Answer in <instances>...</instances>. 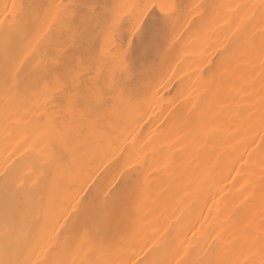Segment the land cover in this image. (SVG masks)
Listing matches in <instances>:
<instances>
[{
    "label": "bare ground",
    "instance_id": "6f19581e",
    "mask_svg": "<svg viewBox=\"0 0 264 264\" xmlns=\"http://www.w3.org/2000/svg\"><path fill=\"white\" fill-rule=\"evenodd\" d=\"M50 1L42 15L41 0H0V264H264V0L203 23L228 41L207 72L192 67L210 37L171 30L163 64L190 66L173 108L160 80L133 91L122 44L142 22L118 19L119 43L102 37L73 71L95 46L78 31L85 1ZM167 11L148 37L178 22Z\"/></svg>",
    "mask_w": 264,
    "mask_h": 264
},
{
    "label": "rangeland",
    "instance_id": "374dc122",
    "mask_svg": "<svg viewBox=\"0 0 264 264\" xmlns=\"http://www.w3.org/2000/svg\"><path fill=\"white\" fill-rule=\"evenodd\" d=\"M47 3H46V2ZM49 1L50 0H41V2L45 5V4H48L47 6L45 5V7L43 6L42 8L43 9H41V10H43L42 11V15H43V12H44V8L46 9H48V7H51V6H49L50 5V3H49ZM57 1L58 0H51L50 2H52L51 4H53V3H55L53 6H55V5H60L61 4V0H59L58 1V3H57ZM63 1V0H62ZM76 1H78V0H64V2L61 4V5H63V4H67L66 6L68 7L69 5H71V4H75V2ZM85 1V5L83 6H81L80 8V11H79V19L80 18H82V20L83 21H85V25H86V28H85V26H84V29H82V25L81 24H78V26H79V32L81 31H88V33H87V38L89 39H92V37H93V39L92 40H94V48H93V43L91 42V40H90V42L92 43H90V42H88L89 40L87 39V44H89L90 43V45H87V50H88V48L89 49H91L92 48V50H88V51H86V50H84V51H79L80 53L78 54V56L81 54L82 56H83V58L82 57H77V53H76V55H75V52H77L76 50H74L73 51V55H74V59L75 58H78V59H76V60H73V65H72V67H73V71H74V67H76V69H79L80 67L82 68V66H84L86 63V65L87 66H89L90 65V62H92L93 60H96L97 58H98V56H99V54H100V52H101V47H102V45H103V39H102V37H108V36H112V38L114 39L115 37H117V36H120V35H122V34H120L119 33V31H116V23L119 21L118 19H124V20H128V22H130V24H135L136 22H138V19H140L141 18V16H142V14H143V12H141L142 10L144 11V10H149V13H148V17H144V18H146L144 21L142 20V23H140V24H142V26H138V28L136 29V31H138V37H137V32H136V34H134L136 37H134V35H133V37L131 38V41L129 42V38H125V40H124V42H123V44H122V46H124L126 49L125 50H127L128 51V53H127V61L130 63V64H132L133 66H136V68H137V70H140V76H136L137 78H139V80H137V78L135 79L134 78V76H133V82L131 83L132 84V87H133V91H134V93H136L137 95H141V94H143V92L145 91V88L146 87H148L149 85L150 86H152V85H155V83H157V85L161 82V86H164V85H167L168 86V88H166L165 90H164V93H165V97L167 98V99H169L170 100V102H171V107L173 106L172 105V100H177L178 99V92L177 91H179V89L176 91V87L178 86V80H180V79H176V78H180V77H177L176 76V74L177 73H175V71L177 70V68H178V72L180 71L179 69L181 68V67H183V66H188L189 65V62H188V64L186 63H184L185 65H174L173 63H170L171 65V67L169 66V62H167L168 63V67L165 65V64H163L164 63V61H163V59H165L164 57H166V56H164L163 57V52L165 53L166 51H167V53H168V50L167 49H169V45H167V43H169V42H167V41H165L166 39H170L169 37H171V35H173L174 34V32H172V31H175V33L176 34H174V36H176V40L177 39H179V36L180 35H182V37L180 38L181 39V41L182 40H187L186 38L188 37H195L196 35H201V36H203V37H210L207 41L210 43V40H212L211 41V44H209V45H207L206 43V47L204 46V50H203V47L201 48V49H199V50H202V51H200L199 52V50H198V52L201 54V56H203V54H204V56L202 57V58H198V60L199 61H197V57H196V61L194 62V66L192 67V68H195L194 70H196V68H199V69H202V70H204L205 72H207L209 69L211 70V68H212V66H214L213 65V63H215V65H216V62H219V59H221V55H223V53H224V49L227 47L226 45L228 44V41L226 40V38H224L223 36H222V34L224 35V32L223 33H220V32H218L219 30H225V29H223V28H221V26L220 25H211V26H208V28H206V30H204L205 29V25H206V21H208V20H212V21H216V18H215V16L218 14H221V13H223L224 12V10L226 9L227 11H229V10H233V7H234V2L233 1H231V2H229V3H223L222 2V4H221V6L219 5L218 6V3L220 2H218V3H216L217 4V7L219 8V9H221V10H217V11H215L216 9H212V8H210L211 7V5L213 6V4H212V0H210V2H208V3H206V2H204V1H209V0H84ZM198 1V2H197ZM202 1V2H201ZM66 2V3H65ZM136 2H138V3H136ZM140 2V3H139ZM134 3V4H133ZM174 3L176 4L175 6H174ZM183 3H184V5H185V7H184V5H183ZM198 3H200V4H198ZM232 3V4H231ZM202 4V6H200ZM203 4L205 5V6H203ZM211 4V5H210ZM228 4V5H227ZM153 5H155V7H153ZM160 5H166V6H172L170 9H171V11H167V10H169V9H167L166 8V11H167V16H168V18L170 17H172V19H177V18H174L176 15H174V14H176L173 10L175 9L174 7H177L178 6V8L179 7H182L181 9L179 8L178 9V14H180V15H185L186 13L188 14H186L184 17L182 16V17H180V15L178 16V19H177V23L176 24H181V22H183L181 25V27H180V25H179V27L180 28H178V25H172V27H169V24L168 23H170V22H167V28H166V30L164 31L163 29L161 30V29H156V30H154V33L153 32H151V37H148L147 35H146V33H147V31H148V25L150 24V22L152 21V18H155L156 17V14H158L159 12H158V9H159V6ZM189 5V6H188ZM210 6V7H209ZM202 7V8H201ZM134 8H135V10H134ZM187 8V9H186ZM196 8V9H195ZM204 8V9H203ZM210 8V9H209ZM173 9V10H172ZM202 9V10H201ZM212 9V11H209V10H211ZM182 11L183 10V12H180V11ZM222 10H223V12H222ZM126 11H127V14L129 15L130 14V16H128L127 14H126ZM130 11V12H129ZM176 11H177V8H176ZM189 11V12H188ZM192 11V12H191ZM205 11V12H204ZM215 11V12H214ZM190 12H191V14H190ZM198 12H199V14H198ZM207 13V14H206ZM215 13V15L213 16V14ZM229 13H232V12H229ZM126 14V15H125ZM160 14V13H159ZM158 14V15H159ZM202 14V15H201ZM125 15V16H124ZM137 15V16H136ZM153 15H155V16H153ZM195 15V16H194ZM197 15H199V17L201 18L200 19V21L199 20H197L196 21V17H198ZM217 15V16H218ZM133 18H132V17ZM159 16H161V15H159ZM189 16V17H188ZM226 16V15H225ZM119 17V18H118ZM139 17V18H138ZM132 19V20H130V19ZM167 18V19H168ZM169 18V19H170ZM181 18V19H180ZM185 18V19H184ZM203 18V19H202ZM205 18V19H204ZM210 18V19H209ZM78 19V20H79ZM224 19H221V21H223ZM170 21V20H169ZM173 21V20H172ZM190 21V22H189ZM128 22H126V24H129ZM173 22V23H174ZM187 22V23H186ZM193 22V23H192ZM217 22H219V21H217ZM125 23V22H124ZM172 23V22H171ZM171 23H170V25H171ZM190 23V24H189ZM203 23H205V25H204V29H202L203 28ZM211 23V22H210ZM209 23V24H210ZM222 23V22H221ZM218 24V23H217ZM197 25V26H196ZM113 26V27H112ZM129 26H127V28H128ZM130 27H131V25H130ZM129 27V28H130ZM174 27H176V30H175V28ZM186 27H187V29H186ZM193 27L195 28V29H197V30H195V29H193ZM200 27H202V28H200ZM119 28V27H118ZM123 28V27H122ZM156 28V27H155ZM154 28V29H155ZM171 28V29H170ZM211 28V31H209V29ZM115 29V30H114ZM179 29V30H178ZM200 29V30H199ZM118 30V29H117ZM123 30H125L124 32H126V26H124V28H123ZM131 30V29H130ZM172 30V31H171ZM209 31V32H205L204 34H203V31ZM83 31V32H84ZM86 31V32H87ZM104 31V32H103ZM116 31V32H115ZM127 31H129L128 29H127ZM153 31V30H152ZM161 31V32H160ZM180 31V32H179ZM201 31V32H200ZM123 32V31H122ZM121 32V33H122ZM104 33H106V34H104ZM129 32H126V34L127 35H129L128 34ZM163 33V34H162ZM187 33V34H186ZM189 33V34H188ZM111 34H113V35H111ZM149 34V33H148ZM105 35V36H104ZM124 35V34H123ZM147 36V37H144V36ZM188 35V36H187ZM125 37H126V35H124ZM124 36H122V37H124ZM150 36V35H149ZM222 36V37H221ZM101 37V38H100ZM128 37V36H127ZM212 37H214L213 39H212ZM171 38H173V37H171ZM185 38V39H184ZM112 39V40H113ZM115 39H117L116 41L119 43V39H118V37L117 38H115ZM115 39H114V41H115ZM174 41V40H173ZM180 41V40H179ZM179 41L177 40V42L179 43ZM180 41V42H181ZM185 41H183V42H185ZM227 43H226V42ZM165 42H167L166 44H165ZM116 43V42H115ZM174 43H176V41H174ZM91 45H92V47H91ZM89 46V47H88ZM165 46L166 47H168L167 49L165 48ZM226 46V47H225ZM91 47V48H90ZM163 49H162V48ZM69 51H71V49H69V47L67 48ZM66 49V50H67ZM86 49V48H85ZM94 49V50H93ZM133 49V50H132ZM160 49V50H159ZM161 49H162V51H161ZM93 51H95V54H94V52ZM96 51H97V53H96ZM65 52H68V51H65ZM91 52H93V53H91ZM99 52V53H98ZM130 52V53H129ZM70 53V52H69ZM68 53V54H69ZM86 53L87 54H89V55H91V56H89V55H86ZM162 53V55H160ZM166 53V54H167ZM198 53V54H199ZM67 54V55H68ZM70 54H72V52L70 53ZM128 54H129V56H128ZM159 54V55H158ZM165 54V55H166ZM197 54V55H198ZM141 55V56H140ZM176 55H178V53H176ZM175 55V56H176ZM64 56H66V55H64ZM211 56V57H210ZM91 58V60H90V58ZM141 57V58H140ZM146 57H148V58H146ZM162 57V58H161ZM80 58H82V60H81V62L80 63H78L79 62V60H80ZM160 58V59H159ZM83 59H84V61L86 60V63H84L83 64ZM129 59V60H128ZM132 60V61H131ZM83 61V62H82ZM143 61V62H142ZM221 61V60H220ZM147 62V63H146ZM166 62V61H165ZM197 62V63H196ZM209 62H210V64H209ZM74 63H76V64H79V67L77 68V66H76V64L74 65ZM82 63V65H80ZM166 63V64H167ZM192 62L190 61V64H191ZM163 64V65H162ZM85 65V67H87ZM138 65H140V66H138ZM141 65H143V66H141ZM148 66L150 69H148V67L146 68L145 66ZM152 65H153V68H152ZM198 67H197V66ZM212 65V66H211ZM160 66H162V67H160ZM164 66H166V68L164 67ZM71 67V66H70ZM189 68H187L186 70H190V66H188ZM211 67V68H210ZM151 68H152V70H151ZM176 68V69H175ZM204 68V69H203ZM76 69H75V71H76ZM142 69V70H141ZM143 69H144V71H147V70H149V71H153V73L154 74H156L155 76H158L159 74H161V73H164V77H166L165 79L167 80H169V81H166V80H164V78H163V81H166V82H163V81H161L162 80V78L160 79V78H158V79H156V80H154V76H152L151 74H153V73H150L149 71V73H150V76H152V78H151V82H150V80H146V78H150L149 76L147 77V75L149 74V73H147V72H143ZM146 69V70H145ZM157 71H156V70ZM183 69V71L185 70V68H182ZM159 70H161L160 72H158ZM198 70V69H197ZM182 71V72H183ZM138 72H136V73H138ZM143 72V73H142ZM177 72V71H176ZM138 73V74H139ZM144 73H146V74H144ZM170 73V74H169ZM173 73H175V75L173 74ZM180 73V72H179ZM143 74H144V76H143ZM153 74V75H154ZM188 74V73H187ZM137 75V74H136ZM171 75H173V76H171ZM162 75H160V76H158V77H161ZM167 76H168V78H167ZM170 77V78H169ZM171 77H173V79L171 78ZM174 78H175V80H174ZM135 79V80H134ZM157 80H160V81H158V82H155V81H157ZM171 80L173 81V83L171 82ZM177 80V81H176ZM146 81V82H145ZM145 82V83H144ZM149 82V84L147 85L146 83H148ZM169 82H170V84H169ZM164 85H163V84ZM177 84V85H176ZM144 86V87H143ZM137 87V88H136ZM167 93V94H166ZM179 96H180V94H179ZM181 97V96H180ZM187 98V96L186 97H184V99L183 100H185ZM180 99H182V98H180ZM166 100V99H165ZM169 100H167V102L165 103L166 105H167V103L169 102ZM180 101V100H179ZM178 100L177 101H173V103H174V106L173 107H176V105L178 104L179 105V103H177V102H179ZM165 102V101H164ZM182 102V101H181ZM184 102V101H183ZM164 103H162V107L161 108H163V107H166V105L164 104ZM181 105V104H180ZM170 105H168L167 107L168 108H170L171 109V107H169ZM172 107V108H173ZM167 108V109H168ZM178 108V107H177ZM165 109V112L166 111H168L167 113H166V115L167 114H171V111L169 112V110L170 109ZM161 110V109H160ZM165 112L164 113H162V114H164V118H165ZM158 113V112H157ZM160 114V113H159ZM159 116V115H158ZM163 115H161L160 117H162ZM169 116V115H168ZM163 118V119H164ZM167 120V119H166ZM163 122H164V120H163ZM122 179V178H121ZM120 179V180H121ZM122 182H119L117 185H120Z\"/></svg>",
    "mask_w": 264,
    "mask_h": 264
},
{
    "label": "snow or ice",
    "instance_id": "6c2138e0",
    "mask_svg": "<svg viewBox=\"0 0 264 264\" xmlns=\"http://www.w3.org/2000/svg\"><path fill=\"white\" fill-rule=\"evenodd\" d=\"M15 7V6H14ZM153 7H155V5H153ZM160 10L163 12L165 11L166 8H171L172 6H166V5H160ZM142 21L138 19V23H141Z\"/></svg>",
    "mask_w": 264,
    "mask_h": 264
}]
</instances>
